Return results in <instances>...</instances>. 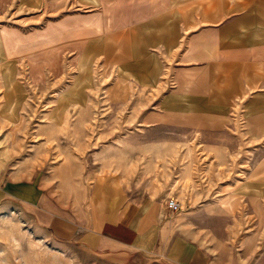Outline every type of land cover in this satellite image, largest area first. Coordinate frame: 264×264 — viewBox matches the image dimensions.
Masks as SVG:
<instances>
[{
    "label": "rangeland",
    "instance_id": "1",
    "mask_svg": "<svg viewBox=\"0 0 264 264\" xmlns=\"http://www.w3.org/2000/svg\"><path fill=\"white\" fill-rule=\"evenodd\" d=\"M128 6L0 0V264H173L43 237V202L88 206L113 187L179 201L172 226L210 264H264V136L242 110L211 125L169 110L168 59L127 39Z\"/></svg>",
    "mask_w": 264,
    "mask_h": 264
},
{
    "label": "crops",
    "instance_id": "2",
    "mask_svg": "<svg viewBox=\"0 0 264 264\" xmlns=\"http://www.w3.org/2000/svg\"><path fill=\"white\" fill-rule=\"evenodd\" d=\"M126 3L132 7L121 13L127 39L138 47L163 48L168 59L170 77L163 82L170 85L169 110L203 113L210 125L215 117L242 110L264 136V0ZM173 12L177 17L168 22ZM96 192L88 206L80 200L72 207L43 202V237H53L64 253L81 250L111 261L148 253L173 264H210L207 253L176 233V213L155 196L133 197L114 187Z\"/></svg>",
    "mask_w": 264,
    "mask_h": 264
},
{
    "label": "built area",
    "instance_id": "3",
    "mask_svg": "<svg viewBox=\"0 0 264 264\" xmlns=\"http://www.w3.org/2000/svg\"><path fill=\"white\" fill-rule=\"evenodd\" d=\"M168 207L174 213L179 212L182 209L180 202L174 199L169 201Z\"/></svg>",
    "mask_w": 264,
    "mask_h": 264
}]
</instances>
